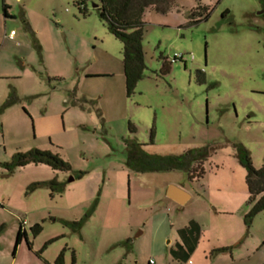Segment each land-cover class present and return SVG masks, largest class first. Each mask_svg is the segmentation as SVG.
Wrapping results in <instances>:
<instances>
[{
    "label": "rangeland",
    "instance_id": "obj_1",
    "mask_svg": "<svg viewBox=\"0 0 264 264\" xmlns=\"http://www.w3.org/2000/svg\"><path fill=\"white\" fill-rule=\"evenodd\" d=\"M96 4L0 0V264H54L60 253L63 264H264V211L246 217L240 164L241 147L255 169L264 164V0L147 10L145 70L129 98L122 45ZM174 54L184 59L162 73ZM12 89L19 100L3 108ZM139 149H203V174L137 171L127 161ZM34 150L69 169H6ZM167 184L191 195L185 206L165 199ZM20 223L31 249L22 241L14 250Z\"/></svg>",
    "mask_w": 264,
    "mask_h": 264
},
{
    "label": "trees",
    "instance_id": "obj_2",
    "mask_svg": "<svg viewBox=\"0 0 264 264\" xmlns=\"http://www.w3.org/2000/svg\"><path fill=\"white\" fill-rule=\"evenodd\" d=\"M174 3L175 0H97L95 13L99 21L122 45L121 55L127 98L133 95L137 83L143 78L145 70L144 53L142 49L145 26L143 21L144 14L147 10L165 13ZM78 6L79 11L85 16L87 13L84 7H81V4H78ZM7 9L8 7L3 4L4 17H8ZM207 17L208 13H206L204 17L190 23L197 24L201 21H206ZM25 27L29 29L26 23ZM172 63L175 62L166 60L162 64L161 72L168 73ZM16 101L17 98L14 93L10 92L6 102L3 104V108L12 105ZM151 132V137H153V131ZM137 147L140 148L141 146L137 145ZM202 151L203 149L187 150L183 155L163 157L148 155L139 149V154L128 155L127 162L133 165L137 171H185L188 177L192 179L191 176L194 173H199L201 176L203 174L198 164L200 161H203L204 158ZM240 156V164L246 170L245 182L249 194L248 204H251V209L246 217L252 219L258 213L264 211V164L259 169H255L247 151L242 147L240 149ZM29 163H45L53 169H69V166L58 156L38 150L15 154L12 162L5 165V167L8 171H11L13 167L25 166ZM193 165H196L194 166L196 168H194V170L192 168ZM3 230L4 225H1L0 233H2ZM41 230L42 227L39 224H35L30 228V232L33 236L38 235ZM22 241H26L28 249H31V244L27 239V233L23 228V224L20 223L15 237L14 250ZM54 264H63L62 253L58 255Z\"/></svg>",
    "mask_w": 264,
    "mask_h": 264
},
{
    "label": "water",
    "instance_id": "obj_3",
    "mask_svg": "<svg viewBox=\"0 0 264 264\" xmlns=\"http://www.w3.org/2000/svg\"><path fill=\"white\" fill-rule=\"evenodd\" d=\"M165 197L179 205H184L189 200L190 195L181 188L170 184L166 187Z\"/></svg>",
    "mask_w": 264,
    "mask_h": 264
},
{
    "label": "crops",
    "instance_id": "obj_4",
    "mask_svg": "<svg viewBox=\"0 0 264 264\" xmlns=\"http://www.w3.org/2000/svg\"><path fill=\"white\" fill-rule=\"evenodd\" d=\"M7 14H8V12H7ZM20 17H21L22 20H23V24H24V26H25V23L28 25V28H29V29H27L26 27H25V29H26L27 31L33 33L30 24H29L28 21L25 19V11H24V9H21V11H20ZM5 18H9V15H8V17H5ZM11 31H13V30H11ZM11 31H10V32H11ZM16 36H17V34L15 33L14 38H15ZM122 67H123V64H122ZM11 92L14 93V95H15V97L17 98V101H18L19 99H18V96H17V93H16L15 89H12ZM9 94H10V93L7 94V97H6V98H8ZM168 185H170V184H167V185L165 186V188H164V197H165V190H166V187H167ZM177 187H179V188H181L182 190H184V187H183L182 185H177ZM190 198H191V195H190ZM190 198H189V199H190ZM165 199L168 200V201H170V202H172V203H174L175 205H177V206L180 207V208L183 207V206H185V205L188 203V201H189V200H188L184 205H179V204L175 203L174 201L167 199L166 197H165ZM28 241H29V239H28ZM150 261H151V260H150ZM148 264H149V263H148ZM153 264H155V263H153Z\"/></svg>",
    "mask_w": 264,
    "mask_h": 264
},
{
    "label": "built area",
    "instance_id": "obj_5",
    "mask_svg": "<svg viewBox=\"0 0 264 264\" xmlns=\"http://www.w3.org/2000/svg\"><path fill=\"white\" fill-rule=\"evenodd\" d=\"M14 36H15V32L14 31H11L9 33V36L8 37L11 38V39H13ZM178 59L183 60L184 59L183 58V55L174 54L173 59H172V62H176ZM174 60H176V61H174ZM149 264H153V261H150Z\"/></svg>",
    "mask_w": 264,
    "mask_h": 264
}]
</instances>
